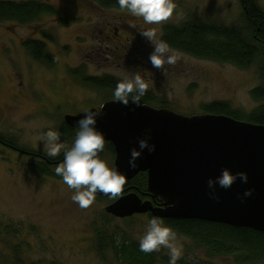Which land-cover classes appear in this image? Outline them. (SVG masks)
<instances>
[{"label": "rangeland", "instance_id": "374dc122", "mask_svg": "<svg viewBox=\"0 0 264 264\" xmlns=\"http://www.w3.org/2000/svg\"><path fill=\"white\" fill-rule=\"evenodd\" d=\"M0 1L37 2L57 13L29 24L0 23V135L10 144L0 143V264H121L109 246L100 251L96 231L108 232L116 244L126 239L139 245L151 218L116 219L106 212L111 202L98 197L87 209L80 208L71 199L73 190L56 175V166L50 169L52 177L31 170L30 165L41 161L39 156L49 158L37 136L49 127L60 131L66 115L101 110L114 101L111 93L87 87L72 71L118 81L139 72L150 83L147 93L156 100L141 105L189 117L201 115L205 106L216 102L228 103L244 117L263 107L264 101L252 95L264 89L261 60L241 70L175 50L176 64L156 69L149 60L153 47L140 34L143 30H137L155 28L164 34L165 27L181 26L192 18L240 29L244 27L240 2L175 0L180 17L174 13L159 25H145L142 18L91 0ZM259 5L264 11V0ZM114 28L135 45L125 51ZM31 41L44 43L58 64L52 68L36 62L25 47ZM61 141L68 148L74 143ZM100 156L114 167L109 143ZM177 237L184 245L180 264H239L234 256H212L192 240ZM155 253L168 257L166 249Z\"/></svg>", "mask_w": 264, "mask_h": 264}, {"label": "water", "instance_id": "95a60500", "mask_svg": "<svg viewBox=\"0 0 264 264\" xmlns=\"http://www.w3.org/2000/svg\"><path fill=\"white\" fill-rule=\"evenodd\" d=\"M92 110L103 114L97 127L115 149L114 167L128 181L147 173L149 194L160 200L155 207L132 193L107 207L108 215L126 219L152 214L163 220L206 221L264 233V125L114 101ZM83 115H66L65 123L77 130L76 121ZM149 135L156 151L145 150L132 169L131 149L139 150L138 140ZM224 168L233 174L245 172L249 180H238L227 190L217 184V201L209 197L208 180L219 177ZM247 190L252 196H243Z\"/></svg>", "mask_w": 264, "mask_h": 264}, {"label": "trees", "instance_id": "16d2710c", "mask_svg": "<svg viewBox=\"0 0 264 264\" xmlns=\"http://www.w3.org/2000/svg\"><path fill=\"white\" fill-rule=\"evenodd\" d=\"M91 1L105 9H120L116 0ZM239 2L242 9L243 28H228L219 23L192 18L181 26L165 27L162 39L167 41L173 50L192 57L230 64L241 70H249L258 60L264 62V11L259 5V0H239ZM48 14H57L56 9L37 2L0 1V23L29 24ZM25 47L36 62L52 68L58 64L57 58L48 53L44 43L31 41L25 43ZM72 75L87 87L108 91L112 97L119 82L110 77L102 79L86 77L80 71H72ZM252 95L256 101H264V89L254 90ZM155 102V98L149 93L141 99L143 104ZM202 112L205 115L228 116L239 121L264 125V106L247 117L224 102L207 105ZM76 131L64 122L59 132L61 138L74 141ZM6 140L0 135V143L8 146L9 143ZM39 158L46 163H33L30 165L31 170L47 175V177L54 176L50 170L51 167L50 169L47 167L49 166L47 162H53L55 159L40 156ZM147 177V174H141L132 183L130 182L135 191L147 192ZM126 184L130 185L127 182ZM164 221L178 235L206 248L212 256H234L239 264L264 263V233L198 220ZM96 236L99 240L100 251L103 250V246L104 250L109 246L112 248L116 260L121 264H168V257L157 255L155 252H141L138 244L126 239L118 244L113 243L112 237L106 231L97 230ZM181 264L191 263L183 261Z\"/></svg>", "mask_w": 264, "mask_h": 264}, {"label": "clouds", "instance_id": "9594fccd", "mask_svg": "<svg viewBox=\"0 0 264 264\" xmlns=\"http://www.w3.org/2000/svg\"><path fill=\"white\" fill-rule=\"evenodd\" d=\"M121 11L128 12L132 17L142 18L145 25H159L173 17L182 15L175 0H116ZM153 51L149 56L152 66L162 69L164 65H174L178 60V53L173 50L167 41L161 37L163 33H157L155 28L141 31ZM150 83L139 73L120 80L113 92L114 102L125 106L134 104L142 107L141 99L147 94ZM83 117L76 121V135L70 148L61 141V133L51 127L47 131H41L37 140L43 143L45 154L49 158H56L63 153V160L55 167L57 176L62 177L63 182L73 190L71 199L80 208L87 209L96 200L97 193L117 196L126 184V176L115 167H109L101 159L100 154L105 150L106 136L97 127L101 112L86 109ZM151 136L138 140L139 150L131 149L129 165L137 168V160L147 150L149 153L156 151V145L150 144ZM110 143V142H108ZM238 180L247 183L249 177L245 172L235 174L228 168L222 170V174L208 180L210 189L209 197L219 201L216 194L217 184L227 190ZM244 197L252 196V190H247ZM243 199V198H242ZM167 250L168 264H178L184 256V245L178 239L177 232L166 225L163 218L153 216L146 225L145 233L139 240V250L144 253L160 252Z\"/></svg>", "mask_w": 264, "mask_h": 264}, {"label": "flooded vegetation", "instance_id": "af4514ba", "mask_svg": "<svg viewBox=\"0 0 264 264\" xmlns=\"http://www.w3.org/2000/svg\"><path fill=\"white\" fill-rule=\"evenodd\" d=\"M133 29V28H132ZM137 29V28H136ZM113 30H115L114 32L116 33V35L117 36H121V38H122V46H123V48L125 49V51L126 50H128V49H130V48H132L131 46H133V45H135V42L132 40V39H129L127 36H125V35H121V34H119L118 33V31L120 30V28H114ZM122 30H124V29H122ZM128 30V29H127ZM127 30H124V31H127ZM137 30H146V29H144V28H139V29H137ZM130 31V30H129ZM133 33H134V31L133 30H131ZM144 41V40H143ZM144 43L147 45V40H145L144 41ZM109 145L111 146V148H112V150H113V152H114V155H115V158H116V154H115V149L113 148V146H112V144H110L109 143ZM63 154L58 158V159H56V161H53V162H47V164L49 165V166H47V167H49V169H50V167H53V166H56L58 163H60L62 160H63ZM40 162H42V163H46V162H44L43 160H41ZM52 165V166H51ZM141 174H147V173H141ZM141 174H139V175H141ZM138 175V176H139ZM137 176V177H138ZM147 176H148V174H147ZM136 177V178H137ZM135 178V179H136ZM148 178V177H147ZM134 179V180H135ZM134 180H131V181H128L127 179H126V182L127 183H129L130 184V182L132 183ZM147 182H148V179H147ZM135 188H134V186L132 185V184H130V185H128L127 186V184H125V186H124V188H123V190L121 191V193H119L117 196H115V197H109V198H104V197H100L99 196V192L97 193V195H96V197H98L99 199H101V200H109L111 203H110V205H112V204H114L115 202H117L119 199H121V198H123V197H125V196H127V195H129V194H137L139 197H140V199L143 201V202H151L155 207H157V206H159L158 204L160 203V200L159 199H153L152 198V195L151 194H149V191L147 190V192H138V191H135L134 190ZM111 216V215H110ZM136 216H149L150 218L151 217H153L152 216V214H144V215H135V216H133V217H131V218H134V217H136ZM115 218V217H114ZM116 219H119V220H127V219H130V218H126V219H120V218H116Z\"/></svg>", "mask_w": 264, "mask_h": 264}]
</instances>
